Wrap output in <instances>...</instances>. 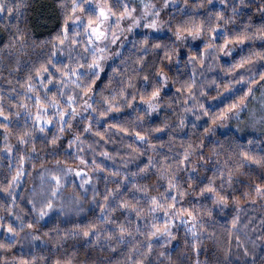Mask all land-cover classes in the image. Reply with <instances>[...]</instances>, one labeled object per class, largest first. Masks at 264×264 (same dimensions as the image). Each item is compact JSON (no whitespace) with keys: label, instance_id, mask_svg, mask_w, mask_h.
<instances>
[{"label":"clouds","instance_id":"9594fccd","mask_svg":"<svg viewBox=\"0 0 264 264\" xmlns=\"http://www.w3.org/2000/svg\"><path fill=\"white\" fill-rule=\"evenodd\" d=\"M0 112V264H264V0H0Z\"/></svg>","mask_w":264,"mask_h":264},{"label":"snow or ice","instance_id":"6c2138e0","mask_svg":"<svg viewBox=\"0 0 264 264\" xmlns=\"http://www.w3.org/2000/svg\"><path fill=\"white\" fill-rule=\"evenodd\" d=\"M100 15H101L102 17L107 18V17H106V14H105V12H104L103 9L100 10ZM91 23H92V21H90V25H91ZM93 31H94V34L99 35V32H98L97 30L94 29ZM43 70L46 71V69H43ZM39 74H40V73H39V71H38V72H37V75L39 76ZM2 116H3V113L0 112V117H2ZM37 118L39 119V117H37ZM78 175H79V173H78ZM209 190H211V189H209ZM154 203H155V202H154ZM188 215L191 216V213L189 212ZM157 231H160V229H157ZM84 234H85V236H87V235H88V232H85Z\"/></svg>","mask_w":264,"mask_h":264},{"label":"trees","instance_id":"16d2710c","mask_svg":"<svg viewBox=\"0 0 264 264\" xmlns=\"http://www.w3.org/2000/svg\"><path fill=\"white\" fill-rule=\"evenodd\" d=\"M39 5L37 6V8L39 9ZM257 19H259V17H257ZM55 26V23H53V24H51V25H49V27H54ZM247 43V42H246Z\"/></svg>","mask_w":264,"mask_h":264}]
</instances>
